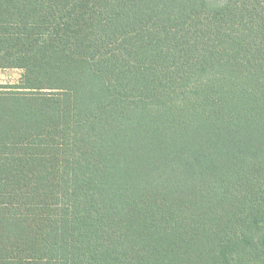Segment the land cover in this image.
<instances>
[{"label": "trees", "instance_id": "1", "mask_svg": "<svg viewBox=\"0 0 264 264\" xmlns=\"http://www.w3.org/2000/svg\"><path fill=\"white\" fill-rule=\"evenodd\" d=\"M0 264H264V0H0Z\"/></svg>", "mask_w": 264, "mask_h": 264}, {"label": "rangeland", "instance_id": "2", "mask_svg": "<svg viewBox=\"0 0 264 264\" xmlns=\"http://www.w3.org/2000/svg\"><path fill=\"white\" fill-rule=\"evenodd\" d=\"M22 70L16 68H0V84L17 83L21 78Z\"/></svg>", "mask_w": 264, "mask_h": 264}]
</instances>
